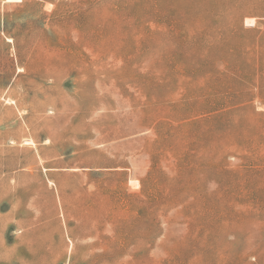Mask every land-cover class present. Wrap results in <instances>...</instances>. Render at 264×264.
I'll list each match as a JSON object with an SVG mask.
<instances>
[{
    "label": "rangeland",
    "instance_id": "374dc122",
    "mask_svg": "<svg viewBox=\"0 0 264 264\" xmlns=\"http://www.w3.org/2000/svg\"><path fill=\"white\" fill-rule=\"evenodd\" d=\"M0 264H264V0H0Z\"/></svg>",
    "mask_w": 264,
    "mask_h": 264
}]
</instances>
